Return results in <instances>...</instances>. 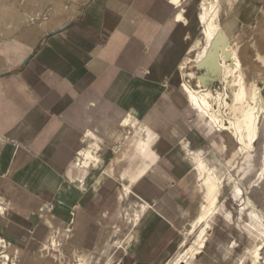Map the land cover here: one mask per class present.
Listing matches in <instances>:
<instances>
[{
    "label": "crops",
    "instance_id": "crops-1",
    "mask_svg": "<svg viewBox=\"0 0 264 264\" xmlns=\"http://www.w3.org/2000/svg\"><path fill=\"white\" fill-rule=\"evenodd\" d=\"M202 2L0 0V239L16 264H170L204 164L233 198L231 176L253 190L259 141L241 154L183 87ZM220 21L264 49V0H222Z\"/></svg>",
    "mask_w": 264,
    "mask_h": 264
},
{
    "label": "bare ground",
    "instance_id": "bare-ground-1",
    "mask_svg": "<svg viewBox=\"0 0 264 264\" xmlns=\"http://www.w3.org/2000/svg\"><path fill=\"white\" fill-rule=\"evenodd\" d=\"M173 1L176 4L180 3V0ZM221 8L222 0L202 2L199 18L203 26L205 43L202 50L193 58L197 61L198 72H187L185 70L187 63H183L182 71L185 79L183 87L189 93L192 105L201 116L205 117L215 129L230 133L238 144L239 152L243 154L254 151L264 120V84L260 85L253 78L254 68L252 69L256 64L264 67V50L258 49L254 56L247 43L244 46L242 45L245 42L242 45L239 42L232 43L221 25ZM178 19L185 20L183 14H180ZM247 65L249 67L251 65L250 70L248 68L246 70ZM195 75L197 87L186 80V76ZM211 80H219L221 88L212 89ZM201 179L206 188V199L203 210L194 221L195 226L199 225L196 238L193 241L187 240L188 235H186L177 258L170 264H192L206 248L209 231L213 228L212 224L216 216L223 212L228 219L231 217L232 213L226 211L220 203L224 189L223 175L208 169L204 164ZM231 179L234 182L231 188L234 199L240 203L238 219L244 223L243 214L247 212L250 216V222L244 223L243 227L249 233L251 243L245 248L238 264H247L249 260L250 264H264V209L251 197L245 195L237 178L231 176ZM255 183L264 184V166ZM2 244L3 239H0V264H11L10 254L2 248ZM236 246L237 242L232 241L227 249L232 251Z\"/></svg>",
    "mask_w": 264,
    "mask_h": 264
},
{
    "label": "rangeland",
    "instance_id": "rangeland-1",
    "mask_svg": "<svg viewBox=\"0 0 264 264\" xmlns=\"http://www.w3.org/2000/svg\"><path fill=\"white\" fill-rule=\"evenodd\" d=\"M193 32H195V30ZM193 32H191V35H189V46L193 42L194 39H196L197 37L201 38L202 36L199 26L196 31V34ZM259 49H261V47ZM251 53L252 55H254L252 52V49H251ZM189 58L190 59L194 58V52H191V53L187 52L182 62H186V60L188 61ZM247 68L248 69L251 68V65L250 67L246 66V70ZM252 69L254 70L253 78L255 80L259 81L262 78H264V69L260 66V64H256V67H252ZM186 71L187 72L196 71V68L193 62L188 63ZM176 77H177L176 78L177 85L182 90L181 74H180L179 68L177 70ZM262 81H264V79ZM191 83L193 84V86L196 85V79H194V77L191 78ZM260 85H263V84H260ZM220 86L222 85H220L218 82H216L213 85L214 89H218V88L220 89L221 88ZM263 143H264V120H263L261 131H260L259 143L257 145V152H256L257 154L256 156H254L255 158H257V161H255L257 165L255 166L256 169H254L255 170L254 174L258 173V171L261 170V168L264 166V162H262ZM224 159L226 160L228 158H224ZM240 160L242 159H239V162L236 163L235 165H240L239 164ZM257 180H258V177L255 179V181ZM223 184L225 185V189H224L223 195L220 196L221 198L220 203L226 208V211L232 214L229 219L226 217V214L223 212L216 216L215 221L212 224L213 228L209 231L210 236H209V241L207 243V248L204 249L206 253L199 256V259H198L199 264L200 263L201 264L203 263L204 264H238L241 255H243L246 250L245 248H247L251 243V237L249 233L247 232V230L243 227L244 223L250 222V216L247 212L243 214L244 223L238 219V216L240 215V210H239L240 203L232 197L230 186L227 184V182H223ZM248 196L251 197L255 201L256 204H258L260 207L264 209V184L263 183H260V185L259 184L256 185L255 183L253 190L249 193ZM203 208L204 206L202 207V210ZM194 223L195 222H193V225L189 227V230L184 233L185 237L186 235H188V238H186L187 240L190 239L193 241L196 238L199 225L195 226ZM232 241H236L237 246L232 251H228L227 246ZM204 256L206 257L204 258ZM247 264H250V260L247 261Z\"/></svg>",
    "mask_w": 264,
    "mask_h": 264
},
{
    "label": "built area",
    "instance_id": "built-area-1",
    "mask_svg": "<svg viewBox=\"0 0 264 264\" xmlns=\"http://www.w3.org/2000/svg\"><path fill=\"white\" fill-rule=\"evenodd\" d=\"M3 247L2 248H4V250L5 251H7V243H6V241L3 239ZM11 257V256H10ZM1 259V258H0ZM11 264H16V261H14L12 258H11V260L9 261Z\"/></svg>",
    "mask_w": 264,
    "mask_h": 264
}]
</instances>
